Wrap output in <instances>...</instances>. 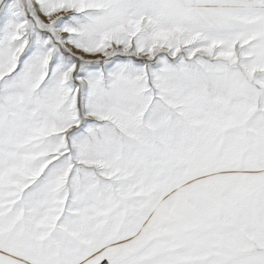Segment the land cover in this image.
I'll return each mask as SVG.
<instances>
[{
	"label": "snow or ice",
	"instance_id": "1",
	"mask_svg": "<svg viewBox=\"0 0 264 264\" xmlns=\"http://www.w3.org/2000/svg\"><path fill=\"white\" fill-rule=\"evenodd\" d=\"M0 264H264V0H0Z\"/></svg>",
	"mask_w": 264,
	"mask_h": 264
}]
</instances>
